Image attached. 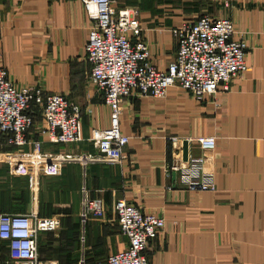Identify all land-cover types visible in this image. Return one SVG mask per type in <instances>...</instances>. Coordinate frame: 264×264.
<instances>
[{
    "label": "crops",
    "instance_id": "0c3cea01",
    "mask_svg": "<svg viewBox=\"0 0 264 264\" xmlns=\"http://www.w3.org/2000/svg\"><path fill=\"white\" fill-rule=\"evenodd\" d=\"M112 2L138 11L141 37L157 70L165 71L175 57L173 30L207 15L230 19L234 38L247 45L248 71L232 80L229 91L220 89L201 102L176 88L164 99L133 93L121 104L120 130L129 137L121 165L65 164L60 176L41 177L33 191L27 186L29 201L5 213L36 207L39 217L59 219L58 238L46 232L37 241L39 259L57 264H99L125 248L115 215L118 200L164 220L144 253L149 264H264V0ZM89 28L79 0H0V70L16 87L63 96L80 110L81 141L68 145L48 143L34 115L28 138L40 143V154L101 159L89 136L108 127L109 110L89 82ZM200 137L215 138V148L201 150L192 142ZM18 151L30 153L32 146ZM199 158L212 174L214 193L189 192L183 173L169 171ZM83 199L101 214L85 213Z\"/></svg>",
    "mask_w": 264,
    "mask_h": 264
},
{
    "label": "built area",
    "instance_id": "2783aa9c",
    "mask_svg": "<svg viewBox=\"0 0 264 264\" xmlns=\"http://www.w3.org/2000/svg\"><path fill=\"white\" fill-rule=\"evenodd\" d=\"M90 22L84 46L90 66L89 82L103 98L109 110V125L93 129L89 142L101 157L87 155L70 158L39 153V142H30L28 133L34 115H41L40 134L52 145H68L81 141V114L65 97L44 93L40 88L16 87L0 70V139L17 151L7 156L10 177L28 180L31 191L41 177H58L65 164L82 166L100 161L121 165L129 137L120 130L122 101L137 93L143 97L164 99L172 88L201 102L222 91H229L233 79L248 71L245 62L247 45L235 39L230 19L207 15L183 23L173 30L177 51L165 71L150 62L149 49L141 37L142 29L136 9L115 8L112 0H79ZM134 39V42H133ZM203 151L216 146L215 138L192 140ZM31 145L30 153L18 151ZM169 171L182 172L184 185L192 193H214L212 174L203 170V159H190L186 168L172 165ZM85 213L101 214V208L83 199ZM119 233L125 248L109 255L99 264H149L144 253L148 243L164 229V220L128 204L115 203ZM60 229L57 218H43L36 207L26 214L0 212V264H57L38 257V236Z\"/></svg>",
    "mask_w": 264,
    "mask_h": 264
},
{
    "label": "rangeland",
    "instance_id": "374dc122",
    "mask_svg": "<svg viewBox=\"0 0 264 264\" xmlns=\"http://www.w3.org/2000/svg\"><path fill=\"white\" fill-rule=\"evenodd\" d=\"M38 116L41 118V115ZM8 154H9L8 148L4 145V142L0 140V210L3 211L4 213H5L4 209L6 208L15 209L24 206L25 201L27 199L29 201L30 198L28 192V189L30 190L28 180L26 178H25L26 181L24 179L11 178L8 175L7 173L8 166L6 161ZM13 197H15V199L12 201L11 198ZM59 233H60V229L54 232L52 235L58 238ZM79 262L75 261V262H71L70 264H79ZM58 264H65V263H58Z\"/></svg>",
    "mask_w": 264,
    "mask_h": 264
},
{
    "label": "water",
    "instance_id": "95a60500",
    "mask_svg": "<svg viewBox=\"0 0 264 264\" xmlns=\"http://www.w3.org/2000/svg\"><path fill=\"white\" fill-rule=\"evenodd\" d=\"M184 154H183V156H184V160H186V146H187V142H184Z\"/></svg>",
    "mask_w": 264,
    "mask_h": 264
},
{
    "label": "trees",
    "instance_id": "16d2710c",
    "mask_svg": "<svg viewBox=\"0 0 264 264\" xmlns=\"http://www.w3.org/2000/svg\"><path fill=\"white\" fill-rule=\"evenodd\" d=\"M1 213H4V212H1ZM76 233H74L75 235ZM71 262H75L74 260H71V261H66L65 264H70Z\"/></svg>",
    "mask_w": 264,
    "mask_h": 264
}]
</instances>
